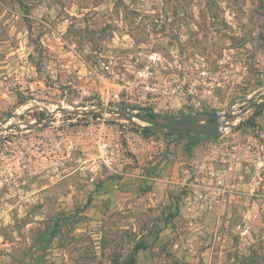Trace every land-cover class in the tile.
<instances>
[{"label": "rangeland", "instance_id": "1", "mask_svg": "<svg viewBox=\"0 0 264 264\" xmlns=\"http://www.w3.org/2000/svg\"><path fill=\"white\" fill-rule=\"evenodd\" d=\"M0 264H264V0H0Z\"/></svg>", "mask_w": 264, "mask_h": 264}, {"label": "water", "instance_id": "2", "mask_svg": "<svg viewBox=\"0 0 264 264\" xmlns=\"http://www.w3.org/2000/svg\"><path fill=\"white\" fill-rule=\"evenodd\" d=\"M61 111L65 109L61 108ZM73 114H81L85 116H97L101 114H109L116 119L129 122L139 129H149L154 132H169L190 134L206 137H221L222 130L225 124L222 122V116L218 112H199L193 115L184 117H166L162 114L152 112L151 115L143 113L140 109H115L110 107H101L92 110H74ZM15 114H11L2 122L7 124ZM17 125H12L6 128L7 131L15 128ZM32 126L28 129L34 128Z\"/></svg>", "mask_w": 264, "mask_h": 264}, {"label": "built area", "instance_id": "3", "mask_svg": "<svg viewBox=\"0 0 264 264\" xmlns=\"http://www.w3.org/2000/svg\"><path fill=\"white\" fill-rule=\"evenodd\" d=\"M142 74L145 76H149L152 74V72H150L149 70H143ZM99 158L106 165H110L112 163L113 158L108 144H101Z\"/></svg>", "mask_w": 264, "mask_h": 264}, {"label": "trees", "instance_id": "4", "mask_svg": "<svg viewBox=\"0 0 264 264\" xmlns=\"http://www.w3.org/2000/svg\"><path fill=\"white\" fill-rule=\"evenodd\" d=\"M147 115H151V113H149V114H147ZM140 131H141L143 134L155 133L154 131H151V130H149V129H140ZM165 133L170 134V135H173V134L187 135L188 137H190V138H192V139H193V138H199V137H201V136L190 135V134L169 133V132H165ZM89 205H90V200H89V202L86 204V207H88ZM54 227H55V228H53V229L50 230V232H49L50 240L58 234L61 225L59 224V222H56V223L54 224ZM67 231H68V229H67ZM139 249H140V248H137L136 250H139Z\"/></svg>", "mask_w": 264, "mask_h": 264}, {"label": "crops", "instance_id": "5", "mask_svg": "<svg viewBox=\"0 0 264 264\" xmlns=\"http://www.w3.org/2000/svg\"><path fill=\"white\" fill-rule=\"evenodd\" d=\"M153 144L155 143V142H152ZM147 149H150V153H148V154H140L141 155V157H139L140 158V163H149V161H152V164L154 165L155 163H156V161H153L154 160V153H156L155 151H157L158 150V148H156L155 146H152V144H151V146H149V148H147ZM138 158V159H139Z\"/></svg>", "mask_w": 264, "mask_h": 264}]
</instances>
